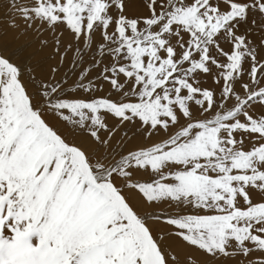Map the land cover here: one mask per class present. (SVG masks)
Instances as JSON below:
<instances>
[{"label":"snow or ice","instance_id":"6c2138e0","mask_svg":"<svg viewBox=\"0 0 264 264\" xmlns=\"http://www.w3.org/2000/svg\"><path fill=\"white\" fill-rule=\"evenodd\" d=\"M0 264H264V0H0Z\"/></svg>","mask_w":264,"mask_h":264}]
</instances>
